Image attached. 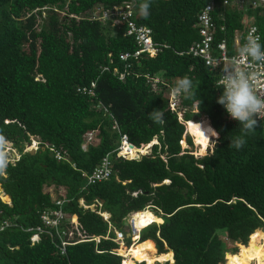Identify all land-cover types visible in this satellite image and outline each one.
<instances>
[{"label":"trees","instance_id":"obj_1","mask_svg":"<svg viewBox=\"0 0 264 264\" xmlns=\"http://www.w3.org/2000/svg\"><path fill=\"white\" fill-rule=\"evenodd\" d=\"M127 1L134 9L136 0H0V151L9 142L18 154V159L0 154V189L9 200L0 198V225L8 224L0 229V264H122L111 239L68 244L64 254L56 235L30 241L34 228L43 227L41 213L55 206L45 190L50 186L56 197L66 199L62 209L70 221L63 227L73 241L107 233L100 213L118 228L132 212L134 220L142 217L143 228L148 226L134 243L131 264L262 261L264 122H257L239 150L231 147L229 141L240 132L216 103V72L183 53L199 39L196 17L209 0H152L147 18L134 9V21L151 29L159 51L122 61L120 54L137 50L134 38L125 34V25L103 22L93 12ZM231 3L213 1L215 41L225 39L230 54L245 17L264 44V4L240 9ZM184 76L199 85L190 96H179L187 108L180 120L169 110L167 96ZM147 77L159 79L155 88ZM91 83L93 97L78 91ZM152 109L163 112V124L147 118ZM193 116L207 119L217 133L201 156L181 147L182 142L192 146L184 122ZM87 131L96 135L82 149ZM120 134L139 149L154 139L157 143L139 159H128L117 155ZM32 139L39 146L25 151ZM46 144L67 159L57 161ZM104 157L112 174L83 189V175ZM234 242L237 253L229 248Z\"/></svg>","mask_w":264,"mask_h":264},{"label":"built area","instance_id":"obj_2","mask_svg":"<svg viewBox=\"0 0 264 264\" xmlns=\"http://www.w3.org/2000/svg\"><path fill=\"white\" fill-rule=\"evenodd\" d=\"M213 1L209 0L198 12L196 17V26L198 31L199 39L193 42L189 48L183 53L189 54L194 58L200 59L205 66H208L210 69L216 72L218 76L217 84L220 80L221 70L224 66L229 65L230 63L236 62L238 65L243 66L249 75V81L252 85V88L256 95L260 97H264V65L260 64H249L244 58L239 56V48L244 43V38L247 33L252 29H256V35L260 38V33L256 25L248 23L246 18L244 17L242 20L243 27L240 30H236L234 33L233 46L231 49V53L229 54V46L225 39H222L218 42L215 41V35L217 26L213 21L212 17V9H213ZM220 5H228L230 2L235 3L240 9H243L245 6L249 5L251 7H256L264 4V0H217ZM231 3V4H233ZM94 18H100L103 22L112 21V25H125V34L128 36H132L137 45V50L132 53H122L119 58L122 61H127L128 58H136L140 53H145L149 57H154L157 55L159 51V47L152 41L151 37V29L144 25H137L134 21V9L132 7L131 2H123L121 4L115 5L111 8L103 9L102 7H97L93 12ZM220 30H223V27H220ZM126 65V64H125ZM127 66V65H126ZM106 70V68H104ZM119 79L124 77V73L121 72L119 74ZM148 78L150 85L152 88H155V84L159 82L158 78ZM95 84L91 83L89 86H83L78 89L81 94L86 96L93 97L94 96V88ZM167 106L169 110L175 112L180 120H182L183 112L187 110V108L182 107L179 102V96L173 94L172 89L170 90L167 96ZM103 111L106 112V108L103 107ZM226 113V112H225ZM227 114V113H226ZM264 122V116L258 119V122ZM187 123V122H186ZM116 128V125L114 126ZM96 135L95 131H87L83 136V145L82 149L86 148V145L94 140ZM5 149L12 150V145L9 142H4ZM131 143L128 142L127 136L125 134H120V144L117 149L118 156H124L128 158V154L130 153V147H134V145L130 146ZM11 146V148L9 147ZM39 146V141L34 139L32 140L26 147L25 151L33 150L35 151ZM48 146L49 151L53 154L54 158L59 160H65L67 157L61 152V150L55 149L52 145ZM136 151H140L134 147ZM15 149H13V152ZM1 153V152H0ZM14 159H18L17 152L11 156ZM129 159V158H128ZM112 174L110 163L107 157H104L101 163L95 167L90 174H84L83 177L86 179L85 186L83 189L89 185H92L96 182L103 181L110 177ZM55 206L53 209L45 210L41 213L40 219L42 220L43 227H36L35 232L31 235L30 241L32 243H37L42 235H56L60 239V245L58 246L60 253H65V247L68 244H74L81 241H89L93 240L98 242L100 238L103 239H111L112 241L118 244L117 248L114 249L116 254L119 246H125L126 239L129 238L131 241L130 246L137 242L140 232L143 228H137L133 219L135 213H130L127 217L124 218L122 228H118L116 225H113L109 222V217L105 218L102 213L100 215L103 217L105 221L108 222V230L104 236H96L92 238L85 239V237H81V239H76L73 241V234L71 231H66L64 229V224L66 221H70L68 216L64 213L62 206L66 199L63 198H53ZM80 203L83 201L80 199ZM150 209L149 207L146 210ZM3 224L0 225V229H3L4 226L8 224L4 221ZM30 229H27L29 231ZM110 233L113 234L111 238ZM137 236V240H134V236ZM119 255V254H118ZM122 257V256H121ZM123 258V257H122ZM124 259H122L123 264Z\"/></svg>","mask_w":264,"mask_h":264},{"label":"clouds","instance_id":"obj_3","mask_svg":"<svg viewBox=\"0 0 264 264\" xmlns=\"http://www.w3.org/2000/svg\"><path fill=\"white\" fill-rule=\"evenodd\" d=\"M151 3L152 0H136L134 4L136 14L143 18H147L150 15ZM255 33V28H252L247 33L244 38V43L239 48L238 54L240 57L248 61L250 65H264V44L261 43V38ZM198 85V81L194 82L188 76H184L175 81L172 86V92L175 95L187 97L191 95L192 90L198 87ZM217 88L220 89V94L216 97V103L221 105L229 118L236 121L238 124L237 128H239L240 134L234 136L231 141H229V144L231 147L239 150L245 145L247 134L255 130L258 119L260 120V118L264 116V97L256 95L249 81L247 70L236 62L230 63L222 68ZM146 116L154 123H164V114L160 109H152L146 114ZM186 122L188 121H185L184 123ZM51 196L52 198L56 197L52 194ZM103 213L109 217L106 212ZM147 226L148 225L145 227Z\"/></svg>","mask_w":264,"mask_h":264},{"label":"rangeland","instance_id":"obj_4","mask_svg":"<svg viewBox=\"0 0 264 264\" xmlns=\"http://www.w3.org/2000/svg\"><path fill=\"white\" fill-rule=\"evenodd\" d=\"M30 18V17H29ZM29 18H27L26 20H27V22H28V26H31V27H33L34 26V22L33 21H31V19H29ZM33 43H34V40H33V38H32V33H31V31H29L28 32V34H27V46H32L33 45ZM201 122H206V123H208L209 125H210V123H209V121L207 120V119H205V118H198L196 121H193L192 119H191V121H188L187 123H185V127H186V132H187V134L189 135V137L191 138V140H192V146H186V145H184V143L182 142V144H181V147H187L188 149H191V150H193L192 151V153L194 154V155H196V156H201V155H203V154H205L206 153V151L208 150V149H211V147H212V145H213V143H214V140H215V137H210L208 140L209 141H207V143H206V145L205 146H203V145H201V143H199V141H198V139H197V136H196V133H195V127H197L198 125H199V123H201ZM154 142L156 141L155 139L153 140ZM152 142V141H151ZM2 146H5V144L4 143H2L1 144ZM183 145V146H182ZM10 148H11V146H9ZM149 147H146V146H144V147H142V148H140L141 150L140 151H136L135 153H133L132 155L134 156V157H136V156H138V157H140V155H142V154H144V153H146L147 152V149H148ZM14 149V148H13ZM13 149L12 150H8V149H5V147L3 148V150H1L0 152V154H8V155H10V156H13L14 155V153L16 152V150H14L15 152H13ZM134 157H129L128 156V158H134ZM45 190L46 191H48V192H50L52 195H54L55 196V193L53 192V190H52V186H50V187H46L45 188ZM2 190L0 189V198H1V200H3V201H9L8 200V196H6L4 193H2L1 192ZM150 211L153 213V214H156V215H158L159 213L158 212H156V211H154V210H152V209H150ZM102 215L105 217V218H107V216H105L106 214L105 213H102ZM262 237L264 238V232L262 233ZM137 238L138 237H136V235L134 236V240H137ZM127 240V239H126ZM128 240H129V238H128ZM238 244L239 243H237V242H234V243H229V248H233V247H235L236 248V252L235 253H237L238 251H239V246H238ZM247 244H248V242H247ZM124 245V244H123ZM119 246V248H118V250H117V253L120 255V256H122L123 257V259H124V261L123 262H128L129 261V264H131L133 261H134V259H133V257H132V255L130 256V255H128L127 254V252H128V249L132 246H127L126 245V243H125V246ZM246 246V245H245ZM229 252H233V249H231V250H229ZM154 254H156V249H155V253ZM263 254H264V250H263ZM225 261H226V259H225ZM155 262H159V261H154L152 264H155ZM264 262V256H263V260H262V263ZM260 263V262H259Z\"/></svg>","mask_w":264,"mask_h":264},{"label":"bare ground","instance_id":"obj_5","mask_svg":"<svg viewBox=\"0 0 264 264\" xmlns=\"http://www.w3.org/2000/svg\"><path fill=\"white\" fill-rule=\"evenodd\" d=\"M195 133H196V136H197V139H198L199 143H201V145H203V146L206 145V143H207V141H209L208 139L210 137H217L216 131H214L213 128L208 123H206V122L199 123V125L197 127H195ZM184 145H186V144L184 143ZM129 151H130V153L128 154V156L129 157H134L132 155L133 153L136 152V150L134 149V147H130V150ZM134 222H135V225H136V227L138 229L139 228H143V226H144V220H143L142 217H139L138 219L134 220ZM133 250H134V244L128 249L127 254L131 256V252ZM254 264H262V261L259 258H256Z\"/></svg>","mask_w":264,"mask_h":264},{"label":"water","instance_id":"obj_6","mask_svg":"<svg viewBox=\"0 0 264 264\" xmlns=\"http://www.w3.org/2000/svg\"><path fill=\"white\" fill-rule=\"evenodd\" d=\"M198 119V117L197 116H193L192 117V120L193 121H196ZM154 143H156V141L154 142V141H152V142H150L148 145H146V147H150L152 144H154ZM130 146H132V144L130 145ZM31 152H33V150H30ZM141 156V155H140ZM137 159H139L140 157H136ZM172 262V261H171Z\"/></svg>","mask_w":264,"mask_h":264},{"label":"crops","instance_id":"obj_7","mask_svg":"<svg viewBox=\"0 0 264 264\" xmlns=\"http://www.w3.org/2000/svg\"><path fill=\"white\" fill-rule=\"evenodd\" d=\"M153 242V241H152ZM153 244H154V242H153ZM155 247V246H154Z\"/></svg>","mask_w":264,"mask_h":264}]
</instances>
